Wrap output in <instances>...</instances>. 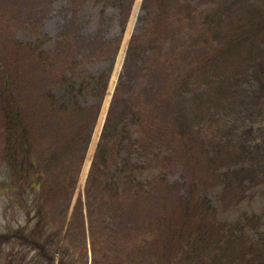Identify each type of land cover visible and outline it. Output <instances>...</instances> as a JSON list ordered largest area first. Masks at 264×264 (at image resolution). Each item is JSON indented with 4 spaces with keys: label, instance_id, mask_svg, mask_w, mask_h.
<instances>
[{
    "label": "trees",
    "instance_id": "16d2710c",
    "mask_svg": "<svg viewBox=\"0 0 264 264\" xmlns=\"http://www.w3.org/2000/svg\"><path fill=\"white\" fill-rule=\"evenodd\" d=\"M134 2L68 0L73 25L84 30L86 24H80L81 19L97 13L88 11L81 16L87 11L84 8L104 6L96 14L99 31H94L96 35L89 44L93 56L105 47L101 23L112 19L122 28V36ZM142 10L86 188L91 238L97 239L92 220L96 202L105 200L100 192L107 191L110 199L117 200L127 193L128 200L135 202L143 198V191L148 192L153 183V179L137 177L136 170L143 167L132 162L130 156L146 149L141 143L143 134L149 133V117L147 123L141 121L154 106L145 102L149 108L144 104L131 107L129 103L140 101L145 95L142 90L148 91L146 86L140 88L139 80L134 81L136 71L147 83L152 66L164 65L167 80L162 82V88L166 92L160 94L158 101L170 104L183 116L193 106L196 109L190 115L203 114L191 123L179 124L180 135L193 140L191 146L198 152L206 173L203 189L190 199H181L175 219L170 220L169 215L159 218L169 227L166 251L174 250L176 258V250L182 253L179 261L166 264H264V0H144ZM41 40L17 46L29 48L33 64L40 66L37 72L46 77L49 69L54 70L57 58L50 57V51L44 50L45 41ZM82 41L78 39L75 46L83 48ZM115 46L117 51L120 40ZM167 46H196L201 52L193 61L192 66H196L189 77L172 73L171 60L161 59ZM69 65L67 73L72 71L83 77H71L75 82L64 77L66 89L60 99L48 91L34 96L31 105L23 107L17 100L12 106L6 101L2 108L4 168L9 171V179L15 173L16 180L19 175L29 186L35 181L31 186L34 192L42 190L47 175L52 178L68 150L79 145V165L70 166V171L78 176L108 91L112 67L90 75L76 73V67ZM210 87L211 92L207 91ZM90 100L95 105H84ZM220 103L225 104L223 111L216 110ZM224 112L227 113L219 118ZM39 118L57 120L68 133L67 143L60 151L34 143L40 131ZM46 149L49 152L44 160L40 152ZM30 158V163L20 162ZM22 189L25 187L14 191ZM144 199L149 208L157 207L152 198ZM251 204L261 208L255 210ZM148 230L152 231L150 224L146 226ZM22 237L27 240L25 234ZM92 247L95 252V240Z\"/></svg>",
    "mask_w": 264,
    "mask_h": 264
},
{
    "label": "rangeland",
    "instance_id": "374dc122",
    "mask_svg": "<svg viewBox=\"0 0 264 264\" xmlns=\"http://www.w3.org/2000/svg\"><path fill=\"white\" fill-rule=\"evenodd\" d=\"M138 2L139 0L133 9L123 39L122 28L114 24L115 21L107 19V22L101 23L104 27L102 31L105 47L98 49L97 55L93 56V49L89 44L96 35L94 32L98 25L96 14L101 12L104 6L84 8L87 11L82 12L81 16L86 15L88 11L97 12L81 19L80 24H86L84 30L73 25L74 15L69 9L68 0H0V264H31L28 246L13 238L21 237L22 234L30 236L32 226L40 221L42 225L38 228V234L44 236L43 240L47 238L48 256L41 258L36 254L33 260L35 264H166L182 258V253L177 250L175 251L177 258L174 250L173 253L166 251V232L169 227L167 223L162 224L159 218L169 215L170 220L175 219L181 195L183 198H192L206 181L205 168L198 154L191 151L190 140L182 139L178 135L177 115L170 117L168 115L172 107L166 105L155 112L154 118L160 121L156 122V136L152 141L144 142L146 147L144 151L130 158L132 162L143 167L142 170H136L137 177L143 179L150 175H154L153 179L159 177V180L153 182L154 194L159 200V205L152 209L146 205L144 197L132 202L128 200L127 193L117 200L110 199L107 191L100 192L105 200L96 202L92 217L93 231L97 239L89 238L92 224L86 220L87 204L82 202L81 205L78 202L76 205L77 196L84 197L87 181V172L84 170L92 161L96 150L95 140L102 130L100 126L109 106V93L116 86L118 75L122 72L123 48L127 46L132 32L138 26V22L134 24L135 14L137 13L136 16L139 14ZM70 34L75 41L71 39ZM40 38L45 41L44 50L50 51L51 58L54 55L57 58L54 70L49 69L46 77L37 72L40 66L33 64L29 48L17 46L35 44ZM78 39L83 40L80 43L83 48L75 46ZM119 40L120 48L116 51L115 45ZM173 47L167 46L160 56L161 59L169 58L171 64L176 60V72L180 73L183 70L185 74H190L192 71L190 64L195 54L187 48L173 50ZM200 56L201 52L198 51V58ZM69 64L73 65L72 68L76 67L74 70L76 73L87 72L90 75L113 65L109 95L103 104L86 158L82 161L80 176L77 177L70 171L71 165L74 168L79 165L81 147L78 145L68 150L67 156L62 158V165L54 171L48 183L43 185V192L38 190L30 195L25 191H30L35 181L29 186L28 181H21L19 175L16 180L15 173L9 179L8 172L3 170L6 163L3 160L5 137L2 108L6 101L12 106L17 100L23 107L31 105L34 103V96L45 95L48 91H53L60 99L66 89V85L63 84L64 77H69L70 82H75L71 77L76 80L83 77V74L79 77L72 71L67 73L65 70ZM160 68L156 69L152 79L155 89L161 88L163 82ZM22 86L26 94L22 93ZM146 97L152 101L154 96L149 93ZM145 102V98H142L140 101L134 100L129 105L136 107ZM84 105L93 106L95 101L90 100ZM39 124L40 131L36 133L34 143L53 149L54 152L60 151L68 140V133L63 130V126L57 123V120L50 122L41 118ZM48 152L49 149L40 152L44 160ZM30 161L31 158L20 159L21 163ZM125 173L129 176L127 172ZM104 181H108V178ZM17 187H25L22 189L23 193L10 192ZM210 196L213 197L212 192ZM70 198L72 201L69 203ZM253 208L258 210L260 206L254 205ZM148 224L151 225L152 231H146ZM28 226L30 233L25 232ZM93 240L96 242L95 252L92 250L93 247L91 249ZM171 254L172 258L166 260Z\"/></svg>",
    "mask_w": 264,
    "mask_h": 264
},
{
    "label": "bare ground",
    "instance_id": "6f19581e",
    "mask_svg": "<svg viewBox=\"0 0 264 264\" xmlns=\"http://www.w3.org/2000/svg\"><path fill=\"white\" fill-rule=\"evenodd\" d=\"M120 62H122V58L120 59ZM100 127H101V126H100ZM96 141H97V137H96V140H95V144H96ZM88 166H89V163L87 164V166H86V168H85V173L87 172Z\"/></svg>",
    "mask_w": 264,
    "mask_h": 264
}]
</instances>
